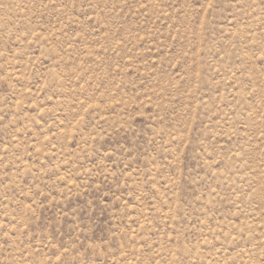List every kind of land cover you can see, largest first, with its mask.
Instances as JSON below:
<instances>
[{"label": "rangeland", "instance_id": "1", "mask_svg": "<svg viewBox=\"0 0 264 264\" xmlns=\"http://www.w3.org/2000/svg\"><path fill=\"white\" fill-rule=\"evenodd\" d=\"M0 264H264V0H0Z\"/></svg>", "mask_w": 264, "mask_h": 264}]
</instances>
